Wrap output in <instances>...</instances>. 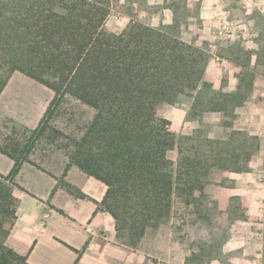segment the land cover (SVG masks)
<instances>
[{"label":"trees","instance_id":"16d2710c","mask_svg":"<svg viewBox=\"0 0 264 264\" xmlns=\"http://www.w3.org/2000/svg\"><path fill=\"white\" fill-rule=\"evenodd\" d=\"M114 2L120 3L0 0V94L14 72L54 92L24 145L0 146L14 160L8 174L0 173V264H29V253L7 239L24 190L14 178L42 136L52 143L64 136L66 169L74 165L107 186L97 210L114 218L117 241L136 249L149 228L168 221L175 197L197 218L208 220L216 205L209 192L225 184L222 174L249 169L256 136L233 127L224 136H210L201 126L178 135L158 108L191 95L193 116L223 111L234 116L252 91L254 72L238 73L234 90H217L203 99L207 49L133 18L132 11H127L131 19L124 28L108 30L105 21ZM68 97L94 113L79 133L63 135L48 119ZM174 148L176 160L167 155ZM225 211L232 221L246 216L238 195L230 197Z\"/></svg>","mask_w":264,"mask_h":264},{"label":"rangeland","instance_id":"374dc122","mask_svg":"<svg viewBox=\"0 0 264 264\" xmlns=\"http://www.w3.org/2000/svg\"><path fill=\"white\" fill-rule=\"evenodd\" d=\"M119 1V4L114 2L105 21L108 30L124 28L131 19L127 11H132L133 18L207 49L210 60L204 80L208 87L200 95L203 99L209 98L217 90H232L238 73L254 70L257 74H264V0H145L142 4ZM254 19L258 22L257 28L250 23ZM53 96L54 92L48 87L14 72L0 98V137L8 135L24 145ZM192 104L193 96L181 95L173 104L160 105L158 115L168 119L170 129L178 135L201 126L207 134L217 137L226 135L234 127L236 113L231 116L224 111L209 112L207 116L199 118L193 116ZM93 113L91 108L68 97L55 109L48 119V125L59 129L63 135L77 134ZM49 133L47 129L45 134ZM65 142L67 139L64 136H59L57 142L53 143L42 136L32 150L34 159H46L40 167L46 168L47 174L56 173L58 184L61 183L62 172L54 171L49 164L54 161L61 167L65 166ZM258 142L264 144V137L259 138ZM177 154L174 148L167 155L177 158ZM222 175L226 178L223 186L237 188V180L232 174L224 172ZM217 186L214 185L209 192L216 205H212L208 220L197 218L191 207H186L181 199L175 197L168 221L157 228L148 229V248L158 251L162 243L173 246L177 240L185 250L190 251L185 264H235L232 258L239 255V237L248 226H242L244 219L232 221L228 218L225 211L228 203L218 204L212 197L218 196ZM259 192L260 189H257L255 193ZM242 207L247 220L249 215L243 201ZM172 251L171 258L178 259L174 247ZM149 256L156 263L164 264L161 255L152 253ZM214 259L218 262H214Z\"/></svg>","mask_w":264,"mask_h":264},{"label":"crops","instance_id":"0c3cea01","mask_svg":"<svg viewBox=\"0 0 264 264\" xmlns=\"http://www.w3.org/2000/svg\"><path fill=\"white\" fill-rule=\"evenodd\" d=\"M250 23L255 28L259 26L256 19ZM252 71L255 75L252 91L248 99L236 107L233 128L256 136L258 141L264 137V74ZM237 83L238 78L232 90ZM6 88L7 85L0 98ZM20 142L8 135L0 137V146L7 150L15 143L23 146ZM32 150L15 176V182L24 190L19 192L16 218L7 239L17 250L29 253V264H142L152 253L161 255L164 264H185L190 251L177 240L173 246L162 243L158 251H151L146 243L148 230L137 249L118 242L114 218L107 211L97 210V202L102 200L107 186L74 165L66 169L68 159L64 167L54 161L49 164L54 171L62 172L61 183L58 184L56 173L47 174L46 168L40 167L46 159H34ZM169 158L176 160L173 156ZM13 164L11 157L0 152V173H9ZM248 166L247 171L228 172L236 178L237 188L218 185V196L212 197L218 204H229L230 197L238 195L247 207L249 217L244 219L242 226L246 224L248 229L239 237L240 252L238 257L232 258L235 264H264V144L258 142ZM62 180L86 196L74 195L64 187ZM257 189H260L258 194L255 193ZM173 247L176 260L171 258Z\"/></svg>","mask_w":264,"mask_h":264},{"label":"built area","instance_id":"2783aa9c","mask_svg":"<svg viewBox=\"0 0 264 264\" xmlns=\"http://www.w3.org/2000/svg\"><path fill=\"white\" fill-rule=\"evenodd\" d=\"M142 264H160V263H156V261L151 256H147Z\"/></svg>","mask_w":264,"mask_h":264}]
</instances>
